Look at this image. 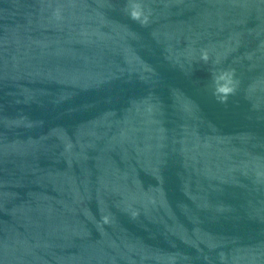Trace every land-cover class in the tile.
<instances>
[{"label":"water","instance_id":"1","mask_svg":"<svg viewBox=\"0 0 264 264\" xmlns=\"http://www.w3.org/2000/svg\"><path fill=\"white\" fill-rule=\"evenodd\" d=\"M150 264H264V0H183Z\"/></svg>","mask_w":264,"mask_h":264}]
</instances>
